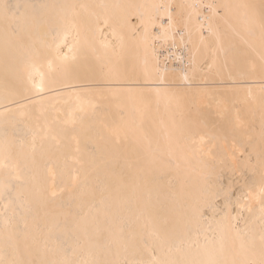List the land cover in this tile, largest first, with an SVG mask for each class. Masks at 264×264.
Segmentation results:
<instances>
[{"label": "bare ground", "instance_id": "6f19581e", "mask_svg": "<svg viewBox=\"0 0 264 264\" xmlns=\"http://www.w3.org/2000/svg\"><path fill=\"white\" fill-rule=\"evenodd\" d=\"M17 4L56 7L27 10L39 25L23 47L0 19V258L10 237L25 259L259 261L264 0ZM36 51L57 69L43 93ZM230 182L239 234L209 207Z\"/></svg>", "mask_w": 264, "mask_h": 264}, {"label": "snow or ice", "instance_id": "6c2138e0", "mask_svg": "<svg viewBox=\"0 0 264 264\" xmlns=\"http://www.w3.org/2000/svg\"><path fill=\"white\" fill-rule=\"evenodd\" d=\"M46 7H56V6H47V5H9L8 3L0 4V19H2L5 29L6 37L13 38L16 43L23 47L25 44L26 38H30L32 29L38 27L39 19L35 12L29 13L28 9H38V8H46ZM209 8H228V5L214 6L208 5ZM23 8L25 11L21 12L20 9ZM218 14V13H217ZM178 21L177 23H180ZM171 23V19H170ZM186 23V22H185ZM261 31L264 33V18L261 20ZM67 41V35L65 36V42ZM72 46L69 45V49L71 50ZM219 53L220 55L225 56L227 58L228 52L225 49L222 42L217 41V48L213 50V56L215 57ZM67 59V56L64 57ZM57 69L54 67L53 62L48 60L45 64L44 58L40 55L39 51H36L34 54L30 55L28 60V80L32 84V88L36 93H43L45 90L53 89L56 86L57 81L53 78V72ZM260 71L264 73V56H261V64ZM38 78V79H37ZM118 78V77H117ZM27 91V90H26ZM75 138V137H74ZM77 144L79 141L77 140ZM77 151H79V147H77ZM77 163L80 161L77 159ZM94 162V161H93ZM249 163H251V158H249ZM259 165L262 173V180H264V142H262L260 153H259ZM253 173L255 172V167L252 168ZM76 179V177H73ZM219 179V178H217ZM213 195L215 196V202L210 204L209 207L213 209L214 212H223V220L228 221V228L231 231L239 234L240 229L238 224L230 223V208L232 205V197L235 193L232 191L231 182L228 187H224L223 185H218L214 183L212 185ZM260 192L262 194V199L260 201V213L261 220L264 221V184H262L260 188ZM55 195V193H53ZM250 195V194H249ZM247 199V197H245ZM239 197H236V204L239 205ZM223 200L222 207L219 206V201ZM7 208V205H5ZM251 211V208H249ZM203 215V213H201ZM7 225V221H5ZM85 236L87 237V230L85 229ZM101 236L102 234L97 231L94 238H89V243L99 248L101 246ZM10 237H6L5 239V256L7 255L8 248L11 247L13 252V258H0V264H174V262L170 261H162L158 260L153 256V258L149 261H135V260H126L123 262H113L108 260H88V261H73V260H55V259H47V258H29L25 259L24 256L27 254L28 256L32 255V246L27 244V238H25V244L23 252L21 251L20 242L18 240L13 241L11 245L9 244ZM59 246L58 241H54ZM35 243V241H34ZM254 243V242H253ZM260 246H261V258L259 261L254 260H208L202 262V264H264V232L260 237ZM49 251L46 247L43 250L44 253ZM66 251V250H65Z\"/></svg>", "mask_w": 264, "mask_h": 264}, {"label": "rangeland", "instance_id": "374dc122", "mask_svg": "<svg viewBox=\"0 0 264 264\" xmlns=\"http://www.w3.org/2000/svg\"><path fill=\"white\" fill-rule=\"evenodd\" d=\"M39 1H41V0H39ZM8 2L7 3L9 5H13L14 6V3L16 2V0H15V2H14V0H8ZM17 133L20 135V137H23V138H26V139H29V137L31 135L30 129H28L25 125H22V126L18 127ZM1 214H2V216H6L5 212H2Z\"/></svg>", "mask_w": 264, "mask_h": 264}]
</instances>
